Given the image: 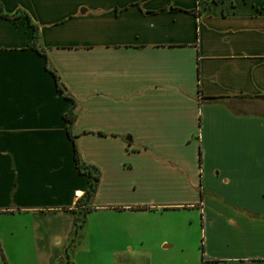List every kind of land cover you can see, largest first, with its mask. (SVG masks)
<instances>
[{
    "label": "crops",
    "instance_id": "0c3cea01",
    "mask_svg": "<svg viewBox=\"0 0 264 264\" xmlns=\"http://www.w3.org/2000/svg\"><path fill=\"white\" fill-rule=\"evenodd\" d=\"M0 5V211L30 215L36 260L74 228L73 141L99 172L73 264H264V115L229 102L264 97V0Z\"/></svg>",
    "mask_w": 264,
    "mask_h": 264
},
{
    "label": "rangeland",
    "instance_id": "374dc122",
    "mask_svg": "<svg viewBox=\"0 0 264 264\" xmlns=\"http://www.w3.org/2000/svg\"><path fill=\"white\" fill-rule=\"evenodd\" d=\"M229 102L238 111H256L264 115V97H236L230 99ZM88 213L89 211L84 214V217ZM74 216L75 218H81L83 212H75ZM78 231L84 237L85 231L83 229H79ZM35 255L36 251L32 240L30 215L1 210L0 264H42L41 260H36ZM64 261H62V264H65ZM54 264H61V255L55 260Z\"/></svg>",
    "mask_w": 264,
    "mask_h": 264
},
{
    "label": "trees",
    "instance_id": "16d2710c",
    "mask_svg": "<svg viewBox=\"0 0 264 264\" xmlns=\"http://www.w3.org/2000/svg\"><path fill=\"white\" fill-rule=\"evenodd\" d=\"M15 15H16V12L14 14H7V13L3 12L1 9V5H0V17L10 18V17H15ZM26 20H27L29 26L31 27L32 32H33L31 42L28 44V48L33 49L37 54H39L40 56L43 57V67L45 70H47L51 74V76L53 78V83H54L55 89L58 92H60L65 99L70 101V106L62 114V118L67 123L66 128H65V132H66L67 136L72 140L73 135L70 133V126H71V123H72L74 116H75L74 115V101L69 96V94L65 91V87L63 86V84L59 80V77L57 76L55 70L49 65L44 51L36 45V42H37L36 26L32 25L29 22L27 17H26ZM207 98L208 99H216V98H225V97L218 96V97H207ZM72 146H73V162H74L75 169L77 170V172L79 174L83 175L86 178L87 186H86L85 190L82 192V194L76 199L73 208H71L72 212H83V216L81 218H74L73 219L74 228H73L71 236L68 240V243L64 249L63 256H61V264H62V261H64L65 259H66L64 261L65 264H73V262L70 258V254H68V252H71V249L79 240L80 233L78 230L80 229V227L82 226V224L85 221L84 214L87 213L88 211H90V208L87 207L86 205L91 200V197H92V195L96 189V184H97V180H98V176H99L98 169L95 166L87 164L80 159L73 141H72ZM78 207L80 209H78Z\"/></svg>",
    "mask_w": 264,
    "mask_h": 264
}]
</instances>
